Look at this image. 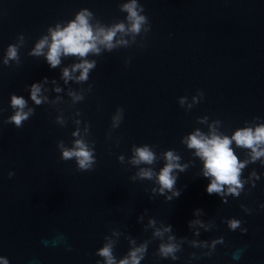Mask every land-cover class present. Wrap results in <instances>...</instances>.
I'll return each instance as SVG.
<instances>
[{
  "label": "water",
  "instance_id": "water-1",
  "mask_svg": "<svg viewBox=\"0 0 264 264\" xmlns=\"http://www.w3.org/2000/svg\"><path fill=\"white\" fill-rule=\"evenodd\" d=\"M121 2L0 0V256L9 264H96L102 259L96 250L115 228L124 233L114 248L117 259L127 253L125 237L131 235L137 243L151 241L141 264H264V208L259 207L264 203V166L249 164L243 176L255 169L260 176L256 186L246 184L239 197L229 196L223 203L219 195L207 193L210 181L197 175L202 162L181 143V137L196 127L207 131L197 123L200 116L221 120V131L227 135L253 117L264 120V0H139L151 24L146 46L90 56L97 66L82 85H64L60 68H50L44 57L28 55L49 25L74 18L81 8L106 24L124 19ZM19 33L25 36L21 63L6 66L3 55ZM73 62L75 57L64 58L61 67ZM44 77L57 79L64 88L92 85L83 101L59 106L67 118L63 127L55 122L56 107L35 106L25 87ZM198 89L204 92L203 100L186 112L178 97L191 100ZM11 93L24 96L35 108L22 128L3 123L13 111ZM59 95L70 101L66 92ZM118 106L124 109V119L107 139ZM76 109L81 127L87 121L88 138L95 141L97 163L88 172H78L74 160H61L56 146L58 140L71 145ZM145 143L155 146L157 154L172 148L181 162L193 161L178 174V198L166 201L157 194L149 199L152 182L130 180L136 168L118 161L120 154L127 161L133 144ZM233 147L243 159L245 150ZM163 163L153 167L158 171ZM9 171L15 173L11 179ZM241 204L252 211L245 213ZM196 208L204 211L201 219L215 223L207 232L201 229L198 239L223 236L225 243L211 256L201 255L207 249L187 243L175 261L154 255L159 241L152 239V229H144L148 218L171 224L177 237L192 239L188 221ZM141 214L144 220L138 222ZM228 218L240 219L248 231L230 230L224 222ZM193 252L198 259L190 260Z\"/></svg>",
  "mask_w": 264,
  "mask_h": 264
},
{
  "label": "clouds",
  "instance_id": "clouds-1",
  "mask_svg": "<svg viewBox=\"0 0 264 264\" xmlns=\"http://www.w3.org/2000/svg\"><path fill=\"white\" fill-rule=\"evenodd\" d=\"M121 12L126 13L124 19H116L110 24L102 22L96 18L95 14L88 8L79 9L74 18L67 21H57L54 25H49L44 34H42L34 43V46L28 52L29 56L44 57L50 68H60V80L64 85L74 82L82 85L89 80V75L97 66L95 59L90 56H101L104 52H112L118 48H128L132 45L145 47V38L151 31V24L148 16L145 14L144 5L139 0H123L118 4ZM140 37V40H137ZM25 44L23 33L17 34L16 42L9 43L2 58V63L10 66L12 62L16 65L21 63L20 48ZM68 57H75V62L62 65V60ZM130 63V59L125 61ZM49 85L51 87H49ZM29 90L30 100L35 106L48 104L56 107L58 114L55 122L60 126L67 124V118L64 116V109L59 107L67 103L69 107L85 99V94L92 91V85L87 88L80 87L74 89L71 86L64 88L52 78L44 77L39 82H33L25 86ZM52 91L57 95L50 98L48 93ZM66 92L70 101H65L60 93ZM204 92L197 90L196 94L189 100L188 96L178 97L179 105L190 111L194 105L203 100ZM10 106L12 114L4 121V124H14L16 128H22L24 122L29 120L35 114V108L30 106L29 100L22 95L10 94ZM3 111V109H0ZM73 123L76 125L71 132L74 138L71 145H66L63 140L57 141V148L60 151V159L63 161L74 160L78 172L92 171L97 163L95 155V141L90 140V124L83 122L81 127V112L79 109L73 113ZM124 119V109L118 106L111 116L110 130L106 134L107 139H112V130L118 128ZM259 121V122H258ZM197 123L206 125L207 131L196 127L191 132L181 137V143L186 145L187 149L192 151L194 157L199 158L202 167L197 174L207 178L210 182L206 187L209 195H219L223 203H227L229 196L239 197L245 192V185L249 184L255 187L256 180L260 179L259 174L253 169L247 177L243 176V170L249 165L259 162L264 166V120L260 117H253L251 121H245L243 127H237L231 135L221 131L222 121L219 119L209 120L208 116L197 117ZM119 143V138H117ZM233 144L236 148L244 149L245 156L240 159L236 154ZM154 147L147 143L131 146V156L125 159L124 154L118 155L117 159L121 164L125 162L136 168L135 173L129 177L130 180H148L152 182L150 189L152 199L159 194L164 196L166 201H172L181 195V189L177 188L178 174L185 172L193 161L181 162V155L172 148L166 149L159 154L154 151ZM163 160V166L158 171L153 167L158 161ZM15 173L8 172L11 179ZM145 191H148L146 188ZM240 207L245 213L252 210L241 204ZM259 207L264 208V203ZM148 210L145 209L146 213ZM194 218L188 221V227L192 231L193 237H177L173 232V227L164 221H157L149 217L147 224L144 225L145 231L152 229V239L159 241L154 255L171 259H179L177 253L183 250L182 245L187 243L192 248L207 249L202 252L203 256H211L218 244H224V237L219 236L214 239H198L201 229L205 232L215 227L212 220L205 221L201 219L204 211L201 208L194 209ZM138 222L144 220V215L137 217ZM232 231L239 229L241 233H246V227H242V221L237 218H228L224 221ZM119 229H111V235L104 237L103 246L96 250L98 259L96 264H141L148 251L150 240H144L137 243V240L131 235H126L130 245L127 253L117 259L114 254V248L118 238L123 235ZM69 250L71 247L69 246ZM195 252L190 253L191 259H198ZM234 259L238 255L234 254ZM0 264H9L5 256H0Z\"/></svg>",
  "mask_w": 264,
  "mask_h": 264
}]
</instances>
